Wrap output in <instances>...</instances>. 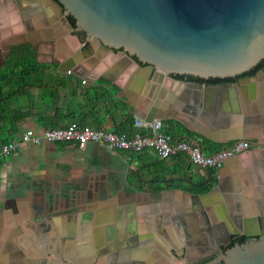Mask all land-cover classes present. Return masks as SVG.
Here are the masks:
<instances>
[{
	"label": "crops",
	"instance_id": "0c3cea01",
	"mask_svg": "<svg viewBox=\"0 0 264 264\" xmlns=\"http://www.w3.org/2000/svg\"><path fill=\"white\" fill-rule=\"evenodd\" d=\"M37 23L41 34L56 31L53 19L47 21L48 24L43 19ZM32 32L33 27L32 31L26 32L18 7L9 10L0 3V41L11 35L26 38ZM3 34L5 37L1 39ZM99 51L94 49L93 57L83 60L82 70L78 69L76 73L69 67L73 59L68 53L61 52L52 57L51 60H55L52 64L48 63L49 56L34 54L31 58L35 66L30 77V80H35L34 84L0 80V146L8 142L20 143L19 149L7 158L5 165H0V263L5 258L3 251L10 239L16 247H22L26 242L23 236L36 229H61L65 234L70 229L78 232L82 228L81 205L93 200H107L105 204L115 205L114 210L119 211L120 218L114 224L119 223L118 228L124 230L138 228L140 222L130 211L134 209L135 212L139 206L148 207L149 212L158 211L167 218L164 221L165 238L158 240L159 246H151V264H166L161 260L165 261L166 256H170L171 248L184 245L178 240L179 234L175 230L179 216L192 223L189 227L199 230L205 227L197 209L199 201L193 197L205 191L198 189L202 185L194 184L204 180V184L212 182L210 191L219 179L227 185L225 191L230 192L227 196H234L231 202H237L240 208L233 206L225 211L226 215L224 211L220 214L217 206L229 201L221 193L213 196L210 202L213 214L219 220L224 219L231 232L239 227L228 219L239 216L252 218L264 209V171L256 155L242 153L232 156L220 170H211L212 176L207 183L206 171L184 155L162 160L152 150L135 153L110 150L93 143L85 149L72 144L22 143V136L29 130L43 135L48 130L64 128L72 123L95 130L119 132L132 118V126L126 133L138 131L134 120L140 116L135 114L134 107L140 110L143 102L136 82L139 79L137 66L128 64L122 53L100 57ZM74 54L71 53L72 58ZM16 57L26 58L23 55ZM7 67L0 69V78ZM23 70L17 71L22 73ZM85 80L87 83L84 84ZM212 92L216 98L230 97L232 93L226 88ZM238 95L246 97V90L241 87ZM241 107L247 111V105ZM183 119L190 124L189 119ZM162 121L166 133L170 129L176 133L179 128L194 132L200 149L209 155L206 143L209 139L204 135L190 130L181 121ZM202 124L205 125L204 122ZM220 131L219 135L207 132L213 137L224 138L226 130ZM171 135L172 141L180 140ZM230 143L222 144L228 146ZM75 212L79 216L78 223L72 221ZM156 218L157 215H148L146 224L151 225ZM245 229L244 223L243 231ZM75 231L72 230V234ZM141 233L152 235L150 231ZM77 241L73 243L74 249H78ZM138 241L143 243L141 238ZM140 247L143 250L147 248Z\"/></svg>",
	"mask_w": 264,
	"mask_h": 264
},
{
	"label": "water",
	"instance_id": "95a60500",
	"mask_svg": "<svg viewBox=\"0 0 264 264\" xmlns=\"http://www.w3.org/2000/svg\"><path fill=\"white\" fill-rule=\"evenodd\" d=\"M36 8L32 11L40 14L46 24L50 19L55 21L56 37L45 31L42 35L52 38L44 36L40 41L53 39L59 47L68 49L69 58L73 59L69 65L72 72L81 69V62L93 57L96 48L100 50V57L117 55L116 51L120 50L128 64L137 66L136 82L143 102L140 110L134 107L137 116L149 121H181L216 143L250 138L264 144L261 134L249 133L253 124L264 120V69L249 81L251 101L238 95L242 82L207 85L175 77L225 79L241 75L263 60L264 0H42ZM53 13L57 16H52ZM66 14L76 20L75 29L68 30L63 24L61 18ZM77 32H85L87 40L81 41ZM224 88L231 90L230 97H214L213 90ZM242 105H247V111ZM249 106H258L259 110L248 111ZM203 122L205 125H201ZM205 129L217 135L220 130L226 133L224 138H216ZM260 149L254 150V156L264 153ZM261 166L264 168V163ZM204 170L208 183L212 173ZM225 189L227 185L219 179L206 194L188 193L199 199L197 209L209 234L202 231V237H215L213 229H219L222 235L228 234L229 238L238 233L231 232L227 222L219 220L212 211L210 200L220 193L229 200L217 206L220 214L224 211L226 215L225 211L233 206L240 208V204L231 202L234 196H227L230 192ZM228 221L241 229L238 234L246 233L249 238L264 234L263 217L239 216ZM223 259L224 264H264V236L234 247Z\"/></svg>",
	"mask_w": 264,
	"mask_h": 264
},
{
	"label": "flooded vegetation",
	"instance_id": "af4514ba",
	"mask_svg": "<svg viewBox=\"0 0 264 264\" xmlns=\"http://www.w3.org/2000/svg\"><path fill=\"white\" fill-rule=\"evenodd\" d=\"M0 3L5 5L9 10L18 7L26 32L32 31V27L34 28V32H32L31 35H27L26 38L22 35H11L0 41V69L5 65L10 66L11 64H16L13 59L16 56H22L23 53L27 51L34 53L35 56L41 53L49 56V64L55 62L54 59L51 60L52 57H56L58 54H61V52H68V49L59 47L53 39H47L45 42L40 41L44 36H50L48 34H41V29L37 28V22L39 19L43 18L40 14L32 11H36V6L38 3H41V0H0ZM65 11L66 9H64L63 12ZM55 15L57 16V13H53L52 16ZM70 17L73 16L71 14H66L61 18L68 30L73 29ZM32 23L34 24L33 26ZM82 33L85 32H77L76 34L81 41L85 42L87 40V35L86 38L83 39L81 37ZM4 35L5 34L2 35L1 39L5 37ZM55 35L56 33H52L54 38L56 37ZM25 41L27 42L25 43ZM116 52L121 53L120 50ZM263 69L264 59L250 70L235 77H228L225 79L209 78L208 80L198 77L194 78L202 80L200 83H206L207 85L222 83L240 84L242 82L243 88L246 90V97L251 101L253 99V93L249 81L255 78ZM185 77L188 79L193 76ZM217 79L220 81L211 82V80ZM228 79L229 81H227ZM257 110H259L258 106H254V108L249 106L248 108V111L251 112H256ZM249 133H259L264 140V120L259 119L253 124ZM237 141H247L249 143L248 149L242 153L254 155V150L257 148H261L260 150L264 151V144L261 145L253 139L245 138ZM232 143L233 142H231V144ZM259 154L260 161L264 163V153ZM205 182L206 180L198 183L202 185L198 187L200 191H205L209 185L212 184V182L210 184H204ZM206 193L208 192L198 195L200 196ZM197 200L199 201V199ZM106 201L107 200L98 199L96 201L93 200L89 204L86 203L81 205L83 206V215L82 219H80L82 228L79 229L78 232H76L75 229H70L69 233L67 232L65 234L61 229H36L32 234L26 233L23 236L26 242H24L22 247H16L13 240L10 239L5 246V252L3 251L5 258H2L0 264H147V262L151 264V246H159L158 240L165 238L164 221L167 218H164L158 211L149 212L148 207L146 208L138 205L139 207H137L135 212L134 209L130 211V214L133 217L136 216L137 220L140 222L138 228H132L131 230L120 229L118 228L119 223H117V225L114 224L115 221L119 220V211L114 210L115 205L105 204ZM198 204L200 203L198 202ZM148 215H157L156 221L151 225L146 224ZM258 217L264 218V209L259 212ZM78 218V213L75 212L72 216V221L74 220L75 223H78ZM178 219L179 222L177 226H175V230L179 234L178 240L184 242V245L171 248L170 256H166L165 261L161 260L166 264H209L215 261L224 264L223 257L234 247L238 245L242 246L253 240H259L264 236L262 233L260 236L249 238L246 233L238 234L241 229L235 228L234 231L238 233L232 234L231 238H229L228 234L222 235L219 229L212 230V234H216L215 237H202V231L209 235L204 228L199 230L196 227H189L190 224H192L189 220L181 216L177 218V221ZM106 222H108V225L105 226ZM72 230H74L75 233L72 234ZM146 231H150L152 235H142L143 233L141 232ZM225 231L228 233V230ZM220 234L222 235L221 237ZM79 236L82 237L81 240ZM138 238L143 239L142 244L139 243L140 241H138ZM76 240H79L75 242L78 249H74L73 246ZM148 240L149 242H147ZM140 246L147 248L143 250ZM157 255H161V253H157Z\"/></svg>",
	"mask_w": 264,
	"mask_h": 264
},
{
	"label": "built area",
	"instance_id": "2783aa9c",
	"mask_svg": "<svg viewBox=\"0 0 264 264\" xmlns=\"http://www.w3.org/2000/svg\"><path fill=\"white\" fill-rule=\"evenodd\" d=\"M72 72L69 71V74ZM87 83V81H83ZM134 127L138 130L132 134L107 130H95L89 126L72 123L64 128L48 130L43 135L33 130L22 136V143L39 145L42 142L72 144L85 149L89 144H98L110 150H123L128 152L154 151L162 160L186 156L195 165L211 170H220L223 164L232 156L248 149L247 141H233L232 145L214 155H206L196 141H172L163 130V121L155 119L149 121L136 117ZM19 142H8L0 146V165H5L7 158L19 149Z\"/></svg>",
	"mask_w": 264,
	"mask_h": 264
},
{
	"label": "trees",
	"instance_id": "16d2710c",
	"mask_svg": "<svg viewBox=\"0 0 264 264\" xmlns=\"http://www.w3.org/2000/svg\"><path fill=\"white\" fill-rule=\"evenodd\" d=\"M71 22H72V28H76V22L75 19L73 17H70ZM81 37L83 39L86 38V34L82 33ZM34 53L27 51L26 53H23V56H26V58H19L16 57L13 60L16 62V64H14V67L10 70H6L5 73L3 74V76H1L0 80L3 82H18V80L20 81H29L30 77L32 75V71L34 70V59L31 58L33 57ZM136 59V58H135ZM20 68H24V70L22 71V73H18V69ZM177 79L183 80L185 79V76H181V75H176L175 76ZM29 79V80H28ZM190 81H198L201 82L202 80L198 79V78H194V77H189L188 78ZM219 82L220 80H211V82ZM229 81V79L227 80ZM1 88V87H0ZM2 92V89H0V93ZM133 123V119L130 118L127 120L126 126L121 129L119 131V133H123L126 132L128 130V128H130L132 126ZM170 131V132H169ZM167 133L164 131V133L168 136L171 135L173 138L176 137L177 139H180L178 141H182V140H193L197 142L196 139V134L194 132L191 131H183L182 129L179 128V130H177V132L175 133L173 130H169ZM128 132V131H127ZM171 133V134H170ZM206 143L208 144V149H209V155H214L216 153H219L227 148H229L232 144L230 143V145L226 146L222 143H215V142H211L209 140H206ZM212 186H210L209 188H207L205 190V192L210 191V188Z\"/></svg>",
	"mask_w": 264,
	"mask_h": 264
},
{
	"label": "rangeland",
	"instance_id": "374dc122",
	"mask_svg": "<svg viewBox=\"0 0 264 264\" xmlns=\"http://www.w3.org/2000/svg\"><path fill=\"white\" fill-rule=\"evenodd\" d=\"M14 67V65L13 64H11L10 66H8L7 68H6V70H10V69H12ZM29 80V79H28ZM34 81L35 80H29V82L27 81V83H31V85L32 84H34Z\"/></svg>",
	"mask_w": 264,
	"mask_h": 264
},
{
	"label": "bare ground",
	"instance_id": "6f19581e",
	"mask_svg": "<svg viewBox=\"0 0 264 264\" xmlns=\"http://www.w3.org/2000/svg\"><path fill=\"white\" fill-rule=\"evenodd\" d=\"M167 254V253H166Z\"/></svg>",
	"mask_w": 264,
	"mask_h": 264
}]
</instances>
